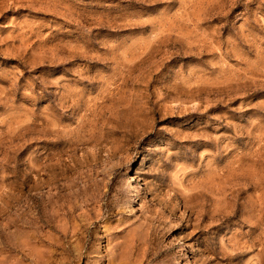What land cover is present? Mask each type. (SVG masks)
<instances>
[{
    "label": "rangeland",
    "instance_id": "374dc122",
    "mask_svg": "<svg viewBox=\"0 0 264 264\" xmlns=\"http://www.w3.org/2000/svg\"><path fill=\"white\" fill-rule=\"evenodd\" d=\"M0 264H264V0H0Z\"/></svg>",
    "mask_w": 264,
    "mask_h": 264
},
{
    "label": "bare ground",
    "instance_id": "6f19581e",
    "mask_svg": "<svg viewBox=\"0 0 264 264\" xmlns=\"http://www.w3.org/2000/svg\"><path fill=\"white\" fill-rule=\"evenodd\" d=\"M133 199H134V201L136 200V198L135 197H133ZM4 246V245H3ZM7 247V246H6Z\"/></svg>",
    "mask_w": 264,
    "mask_h": 264
}]
</instances>
